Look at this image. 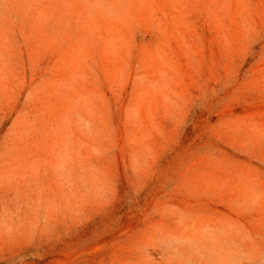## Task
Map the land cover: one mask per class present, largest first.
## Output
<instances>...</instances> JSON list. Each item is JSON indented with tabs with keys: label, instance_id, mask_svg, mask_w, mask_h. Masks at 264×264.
I'll return each instance as SVG.
<instances>
[{
	"label": "rangeland",
	"instance_id": "rangeland-1",
	"mask_svg": "<svg viewBox=\"0 0 264 264\" xmlns=\"http://www.w3.org/2000/svg\"><path fill=\"white\" fill-rule=\"evenodd\" d=\"M0 264H264V0H0Z\"/></svg>",
	"mask_w": 264,
	"mask_h": 264
}]
</instances>
